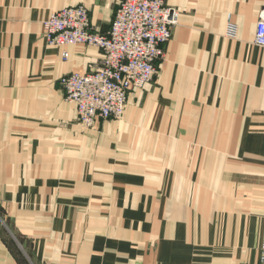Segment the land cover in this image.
Listing matches in <instances>:
<instances>
[{"label": "crops", "instance_id": "crops-1", "mask_svg": "<svg viewBox=\"0 0 264 264\" xmlns=\"http://www.w3.org/2000/svg\"><path fill=\"white\" fill-rule=\"evenodd\" d=\"M121 2L0 0V264H259L264 0H166L155 80L87 130L60 78L103 51L50 47L43 23L84 4L107 33Z\"/></svg>", "mask_w": 264, "mask_h": 264}, {"label": "built area", "instance_id": "built-area-1", "mask_svg": "<svg viewBox=\"0 0 264 264\" xmlns=\"http://www.w3.org/2000/svg\"><path fill=\"white\" fill-rule=\"evenodd\" d=\"M178 15L166 0H122L110 30L100 33L93 28L84 4L50 14L44 21L49 46L89 45L104 54L102 63L94 70L73 71L61 78L66 100L76 106L79 124L92 129L99 119H120L124 115L130 93L155 80L164 45L171 40ZM229 32H235L233 25ZM255 43L264 47V9ZM68 57L65 50L63 58ZM259 264H264V243Z\"/></svg>", "mask_w": 264, "mask_h": 264}, {"label": "rangeland", "instance_id": "rangeland-1", "mask_svg": "<svg viewBox=\"0 0 264 264\" xmlns=\"http://www.w3.org/2000/svg\"><path fill=\"white\" fill-rule=\"evenodd\" d=\"M75 5H77V4H75ZM71 6H73V5H71ZM88 8V7H87ZM62 9V8H61ZM89 9V8H88ZM117 9V8H116ZM60 10V9H59ZM57 11V10H56ZM116 11V10H115ZM53 12H55V11H53ZM90 13V12H89ZM50 16V15H49ZM48 16V17H49ZM112 24V23H111ZM94 28V27H93ZM101 33V32H100ZM43 36H44V38H45V35H44V23H43ZM45 40H46V38H45ZM46 43H47V41H46ZM47 45H48V43H47ZM49 46V45H48ZM50 47H53V46H50ZM67 75V74H66ZM65 76V75H64ZM63 77V76H62ZM61 77V78H62ZM61 78H60V85H61V88L63 89V91H64V88H63V86H62V84H61ZM65 92V91H64ZM76 123L77 124H79V122H78V119L76 118ZM81 128H84V129H87V128H85V127H83L81 124L79 125ZM87 130H89V129H87Z\"/></svg>", "mask_w": 264, "mask_h": 264}]
</instances>
